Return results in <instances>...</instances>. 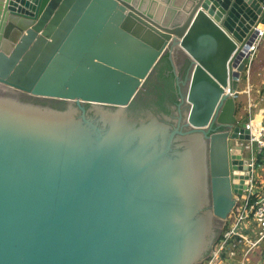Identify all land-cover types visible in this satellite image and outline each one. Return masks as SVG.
<instances>
[{
  "label": "water",
  "instance_id": "1",
  "mask_svg": "<svg viewBox=\"0 0 264 264\" xmlns=\"http://www.w3.org/2000/svg\"><path fill=\"white\" fill-rule=\"evenodd\" d=\"M259 24L264 0H0V264L207 259L251 179L235 112ZM166 54L178 83L188 61L184 121L128 116ZM215 108L230 130L205 152Z\"/></svg>",
  "mask_w": 264,
  "mask_h": 264
},
{
  "label": "built area",
  "instance_id": "2",
  "mask_svg": "<svg viewBox=\"0 0 264 264\" xmlns=\"http://www.w3.org/2000/svg\"><path fill=\"white\" fill-rule=\"evenodd\" d=\"M263 39L264 24H259L246 50L248 58L243 75L248 82ZM245 92L248 96L246 128L250 138L243 144L251 161V179L228 215L222 232L225 231L213 246L206 264H255L256 261L263 264V257H255L258 249L264 254V88L256 95L250 88ZM258 167H261L259 174Z\"/></svg>",
  "mask_w": 264,
  "mask_h": 264
},
{
  "label": "flooded vegetation",
  "instance_id": "3",
  "mask_svg": "<svg viewBox=\"0 0 264 264\" xmlns=\"http://www.w3.org/2000/svg\"><path fill=\"white\" fill-rule=\"evenodd\" d=\"M163 59V58H162ZM171 62V61H170ZM178 74L181 82H177L178 79L175 76L173 87L169 85V78L171 74V68L166 67V61L161 60L153 73L147 79L144 88L135 98V104H130L126 108V113L128 116H135L138 119H151V115H155L158 119H163L165 116H172L170 121L172 125L177 124V122H183L185 118V105L181 104L180 97L186 90V74L189 69L188 61L185 60V56L179 54L178 57ZM173 71V67H172ZM175 75V74H174ZM183 106V107H182ZM92 107L91 104L87 105V108ZM115 109L114 107H111ZM111 109V110H112ZM220 110L215 108L212 111L210 117V123L206 127H197L194 130V135L201 137V142L198 146L201 150L208 151V136L213 133H219L222 131L230 130V127L225 126L218 121L217 117ZM235 115L238 120H243ZM177 118V120H176ZM205 130V131H204ZM209 171V170H208Z\"/></svg>",
  "mask_w": 264,
  "mask_h": 264
},
{
  "label": "rangeland",
  "instance_id": "4",
  "mask_svg": "<svg viewBox=\"0 0 264 264\" xmlns=\"http://www.w3.org/2000/svg\"><path fill=\"white\" fill-rule=\"evenodd\" d=\"M259 70H260V76L257 75V72ZM251 75H252L253 82H259L261 77L264 79V39L260 43L256 58H255V61L253 63V67H252V70H251ZM251 75H250V77H251ZM243 80H245V79H243ZM247 104H248V96H247V94L244 91L243 94H241L239 96V98H237L236 113H237V116L239 118H242L245 121L248 118V115H247V112H246L247 111L246 110ZM260 170H261V167H258V170H257L258 174L261 172ZM224 231L220 233L219 238L222 236ZM257 251L259 252L260 249H258ZM259 256H260V253H257L255 258L257 259V258H259ZM257 262L258 261H256L255 264H257ZM202 263L206 264L207 263L206 259Z\"/></svg>",
  "mask_w": 264,
  "mask_h": 264
},
{
  "label": "crops",
  "instance_id": "5",
  "mask_svg": "<svg viewBox=\"0 0 264 264\" xmlns=\"http://www.w3.org/2000/svg\"><path fill=\"white\" fill-rule=\"evenodd\" d=\"M260 25H262V24H260ZM255 61V60H254ZM252 67H253V65H252ZM252 70V69H251ZM257 75H259L260 76V70L257 72ZM262 75V74H261ZM243 79H245V80H243ZM248 88H250V91L252 92V93H254V95H256L260 90H262L263 88H264V79L261 77L260 78V81L259 82H253V80H252V75H251V77H250V81L248 82L247 81V79L244 77V75H243V77H242V79H241V81H240V84H239V93H238V98H239V96L241 95V94H243V92L244 91H246ZM246 93V92H245ZM257 101H258V99H256ZM261 251V250H260ZM258 252L257 251V253H260V256H259V258L260 257H263L262 259H261V263H263L264 264V254H263V252L261 251V252ZM259 264V263H258Z\"/></svg>",
  "mask_w": 264,
  "mask_h": 264
},
{
  "label": "trees",
  "instance_id": "6",
  "mask_svg": "<svg viewBox=\"0 0 264 264\" xmlns=\"http://www.w3.org/2000/svg\"><path fill=\"white\" fill-rule=\"evenodd\" d=\"M162 60H165L166 61V67L168 69L171 68V74H170V78H169V85H171L170 87H173V83H174V79H175V75L172 71V65H171V62H170V59H169V56L168 54H166ZM136 102V99L133 100V102L131 104H135Z\"/></svg>",
  "mask_w": 264,
  "mask_h": 264
},
{
  "label": "bare ground",
  "instance_id": "7",
  "mask_svg": "<svg viewBox=\"0 0 264 264\" xmlns=\"http://www.w3.org/2000/svg\"><path fill=\"white\" fill-rule=\"evenodd\" d=\"M204 45H205V43L200 40V46H199V48H204ZM230 46H231L230 41H225V48H228ZM239 198H237V199H239Z\"/></svg>",
  "mask_w": 264,
  "mask_h": 264
}]
</instances>
